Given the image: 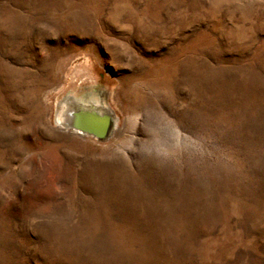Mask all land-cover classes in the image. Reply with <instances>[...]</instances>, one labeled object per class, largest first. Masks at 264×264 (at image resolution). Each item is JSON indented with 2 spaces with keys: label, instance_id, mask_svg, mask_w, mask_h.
Listing matches in <instances>:
<instances>
[{
  "label": "rangeland",
  "instance_id": "rangeland-1",
  "mask_svg": "<svg viewBox=\"0 0 264 264\" xmlns=\"http://www.w3.org/2000/svg\"><path fill=\"white\" fill-rule=\"evenodd\" d=\"M0 264H264V0H0Z\"/></svg>",
  "mask_w": 264,
  "mask_h": 264
},
{
  "label": "water",
  "instance_id": "water-1",
  "mask_svg": "<svg viewBox=\"0 0 264 264\" xmlns=\"http://www.w3.org/2000/svg\"><path fill=\"white\" fill-rule=\"evenodd\" d=\"M119 118L105 104H96L85 98L70 101L68 106L56 113L55 123L65 130L78 133L98 142H109L118 131Z\"/></svg>",
  "mask_w": 264,
  "mask_h": 264
},
{
  "label": "bare ground",
  "instance_id": "bare-ground-1",
  "mask_svg": "<svg viewBox=\"0 0 264 264\" xmlns=\"http://www.w3.org/2000/svg\"><path fill=\"white\" fill-rule=\"evenodd\" d=\"M83 80H85V78L84 79H80V81H83ZM75 84L74 85L72 84V86L70 87L72 89H67L66 91L63 92L61 99L57 102L56 113L59 112L63 106H64V108H66L70 101H76V100L83 101V99L85 100V98H80L79 96L74 94V90L77 88V85H75ZM80 85H81V83H80ZM86 98H87V96H86ZM87 99H89L90 101H92V102H94L96 104H100L101 103V104H105V105L109 106V104L105 100V94H103V93L100 94L98 99L97 98L96 99L95 98H87ZM59 128H61L62 130H65V129H63L60 126H59ZM65 131H68V130H65ZM69 132H72V131H69ZM72 133H74V132H72ZM75 134H78V133H75ZM117 134H118V131H117L116 135Z\"/></svg>",
  "mask_w": 264,
  "mask_h": 264
}]
</instances>
